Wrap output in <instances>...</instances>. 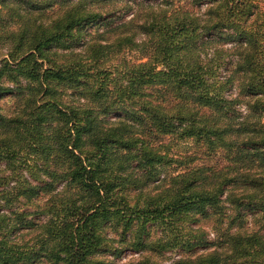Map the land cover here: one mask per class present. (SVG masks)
I'll list each match as a JSON object with an SVG mask.
<instances>
[{
  "label": "trees",
  "instance_id": "16d2710c",
  "mask_svg": "<svg viewBox=\"0 0 264 264\" xmlns=\"http://www.w3.org/2000/svg\"><path fill=\"white\" fill-rule=\"evenodd\" d=\"M123 1L0 0V264H264V6Z\"/></svg>",
  "mask_w": 264,
  "mask_h": 264
},
{
  "label": "rangeland",
  "instance_id": "374dc122",
  "mask_svg": "<svg viewBox=\"0 0 264 264\" xmlns=\"http://www.w3.org/2000/svg\"><path fill=\"white\" fill-rule=\"evenodd\" d=\"M123 2H124L123 0H114L113 6L114 9H116V11H114L115 14L111 16H107L106 20L101 21V23L98 25H91V26L88 25L83 30V34L85 35L84 39L88 37L87 33H93L96 30L100 31L104 28H108L110 25H113L116 22L127 19L130 15L131 9L130 8L124 9L125 7L123 5ZM259 2L262 6H264V0H259ZM119 14L121 15L119 16ZM0 52H3V49L1 47H0ZM145 58L146 57L143 55L141 50L134 49L129 46H122L116 52L110 54L103 62V65H105V68L107 70L108 69H111L112 71L115 70L114 71L115 73L116 71L125 68V65H127L128 63L142 61ZM9 100L10 99L8 97H5L0 101V104L5 105ZM162 142L168 143L166 147L168 153L172 154L174 158H179L180 160L186 158V156L191 155L193 153L196 154V159L193 160V163L195 164L203 163V164H213L218 166L225 161L223 155L220 152H217L215 154H210V153L205 154L204 152L201 153L200 152L201 149L197 150L196 145H194L190 139H176L166 136L165 138L162 139ZM183 167L184 165H178V162L172 161L169 164H163V166L161 165L160 169L161 172L163 173H170L171 171H175ZM211 222L212 220H201L197 223L194 222L191 224L200 225L204 231L208 232L207 236L212 237L213 232L211 231L212 229L210 228ZM186 229L188 228L186 227ZM177 253L178 250L173 249L171 251H165L160 257L165 262H169L173 257L177 256ZM138 256L139 255L137 252H131L126 250L122 253V256L120 257V259H118V261L135 259Z\"/></svg>",
  "mask_w": 264,
  "mask_h": 264
}]
</instances>
